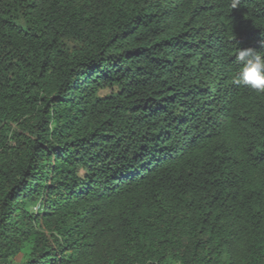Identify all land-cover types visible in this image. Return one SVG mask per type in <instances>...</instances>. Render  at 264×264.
I'll use <instances>...</instances> for the list:
<instances>
[{"label": "trees", "instance_id": "obj_1", "mask_svg": "<svg viewBox=\"0 0 264 264\" xmlns=\"http://www.w3.org/2000/svg\"><path fill=\"white\" fill-rule=\"evenodd\" d=\"M247 48L264 0H0V264H264Z\"/></svg>", "mask_w": 264, "mask_h": 264}, {"label": "clouds", "instance_id": "obj_2", "mask_svg": "<svg viewBox=\"0 0 264 264\" xmlns=\"http://www.w3.org/2000/svg\"><path fill=\"white\" fill-rule=\"evenodd\" d=\"M236 60L239 67L234 74L233 83L264 92V51L240 49Z\"/></svg>", "mask_w": 264, "mask_h": 264}, {"label": "rangeland", "instance_id": "obj_3", "mask_svg": "<svg viewBox=\"0 0 264 264\" xmlns=\"http://www.w3.org/2000/svg\"><path fill=\"white\" fill-rule=\"evenodd\" d=\"M70 44V43H69Z\"/></svg>", "mask_w": 264, "mask_h": 264}]
</instances>
